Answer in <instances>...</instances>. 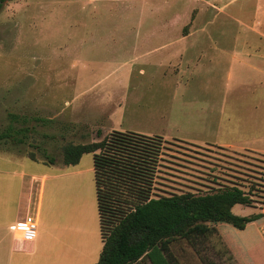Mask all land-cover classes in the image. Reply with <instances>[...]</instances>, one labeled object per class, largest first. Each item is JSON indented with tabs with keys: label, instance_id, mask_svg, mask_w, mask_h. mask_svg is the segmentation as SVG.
<instances>
[{
	"label": "rangeland",
	"instance_id": "obj_1",
	"mask_svg": "<svg viewBox=\"0 0 264 264\" xmlns=\"http://www.w3.org/2000/svg\"><path fill=\"white\" fill-rule=\"evenodd\" d=\"M0 4V133L9 125L29 129L4 139L0 147L43 163L53 159L51 173L59 174L74 168L62 166V148L68 143L98 142L114 131L168 139L162 143L154 191L169 196L241 189L251 203L236 205L232 213L258 215L262 223L246 233L229 231L237 244L231 248L236 258L232 264L236 260L264 264L260 253H241L249 245L242 239L245 235L253 241L264 239V155L172 141L183 132L174 116L180 102L178 81L172 68L158 64L175 53L158 48L178 42L177 29L187 28L201 9L204 13L196 16L194 26L238 27L226 18L234 3L218 14L196 0H4ZM153 49L159 52H150ZM233 84V79L224 82L223 89ZM11 115L21 119L12 123ZM78 165L91 180L90 208L97 215L92 155L84 154ZM25 166L26 171L49 168L27 159ZM59 186L57 181L46 183L41 229L50 216L61 220L60 207L75 199V192L70 195ZM71 206L64 226L85 227L88 209L84 216ZM225 236L231 235L214 236L209 245L223 250Z\"/></svg>",
	"mask_w": 264,
	"mask_h": 264
},
{
	"label": "crops",
	"instance_id": "obj_2",
	"mask_svg": "<svg viewBox=\"0 0 264 264\" xmlns=\"http://www.w3.org/2000/svg\"><path fill=\"white\" fill-rule=\"evenodd\" d=\"M196 1L215 14L224 13L234 3L231 15L226 18L239 26L235 29L194 26L196 16L204 13L201 9L194 13L187 28L177 29L178 42L158 48L175 52L168 53L158 63L172 68L178 81L180 102L174 116H178L176 120L183 132L180 139L172 141L264 155V0ZM199 35L206 37L199 38ZM232 79L233 87L223 89L224 82ZM95 142L91 139L89 143L75 144ZM30 158L33 157L0 147V264H96L102 249L99 219L98 213L93 216L90 208L91 180L89 182L85 176V170L76 168L80 161L72 170L55 174L51 173L54 163ZM26 159L49 168L26 171ZM48 180L57 181L59 188L63 191L67 188L70 195L75 192V199L60 207V214L64 215L61 220L53 221L50 216L41 229L42 201ZM71 205L84 216L88 209L85 227L64 226ZM27 219L35 222L36 235L30 243L22 241L13 229ZM224 238V244H220L223 250L212 248L209 243L214 238L210 237L203 244L196 241L195 250L172 253L179 264H232L236 258L231 248H236L237 244L230 237ZM255 241L261 244L264 239ZM260 247L254 243L241 253L264 255V247L257 251Z\"/></svg>",
	"mask_w": 264,
	"mask_h": 264
},
{
	"label": "trees",
	"instance_id": "obj_3",
	"mask_svg": "<svg viewBox=\"0 0 264 264\" xmlns=\"http://www.w3.org/2000/svg\"><path fill=\"white\" fill-rule=\"evenodd\" d=\"M10 117L12 123L21 119L17 115ZM28 131V128L16 129L9 125L0 133V141ZM15 141L22 142L16 138ZM164 142L167 143L159 136L114 131L95 143L63 146L65 166L77 165L84 154L92 155L102 241L96 264H135L138 261L179 264L172 252L195 250L196 241L203 244L210 237L222 234L236 238L229 231L246 233L250 226L258 228L262 223L261 216L241 217L232 213L236 205L251 203L249 196L237 187H223L204 195L156 193V172ZM48 163L53 164L54 160ZM242 239L250 246L255 242L246 235ZM257 242L255 245H261L260 249L264 247V242Z\"/></svg>",
	"mask_w": 264,
	"mask_h": 264
},
{
	"label": "built area",
	"instance_id": "obj_4",
	"mask_svg": "<svg viewBox=\"0 0 264 264\" xmlns=\"http://www.w3.org/2000/svg\"><path fill=\"white\" fill-rule=\"evenodd\" d=\"M15 233L19 235V237L23 241H28L35 238V222L33 220L27 219L23 220L15 225L13 228ZM262 236L264 237V226L261 228Z\"/></svg>",
	"mask_w": 264,
	"mask_h": 264
}]
</instances>
